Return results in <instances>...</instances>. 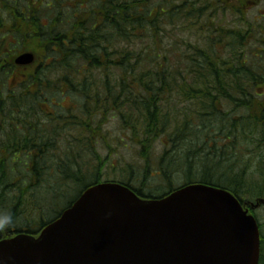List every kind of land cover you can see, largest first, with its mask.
Wrapping results in <instances>:
<instances>
[{"label":"trees","instance_id":"trees-1","mask_svg":"<svg viewBox=\"0 0 264 264\" xmlns=\"http://www.w3.org/2000/svg\"><path fill=\"white\" fill-rule=\"evenodd\" d=\"M3 1L8 6L0 9V24L11 27L7 34L12 33L20 43L25 35L32 36L31 27L42 26L43 19L50 21L52 38H46L47 28L39 30L43 37L37 38L38 43L32 49L40 51L44 46L46 49L48 43L53 47L54 139L51 154L22 153L19 143L27 140L22 133L31 129L21 130L19 124L25 127L28 123L32 127L36 114L20 116L15 110L10 111L8 104L0 106V113L6 117L0 119V135H4L0 137V214L7 210L15 221V207L19 204L23 208L30 206L32 213L41 189L47 190L43 197L51 200L64 195L62 190L80 189L66 209L86 188L107 181L123 184L144 199H160L194 183L222 188L240 199L237 189L227 181L241 184L236 179H242L244 172L235 169L237 165L224 170L223 163L236 160V152L240 155L238 144L243 139L259 148L264 129L260 120L247 119L251 115L232 119L231 114L221 113L215 101L227 102L234 114L246 110L254 116L264 114L259 106L248 107L245 103L247 92L264 78L263 69L256 72L244 66L240 56L238 64L233 62L237 60L236 52L246 46L242 38L249 33L222 27L226 11L233 8L244 14L249 0H0ZM39 2L47 6L51 2L52 10L45 7L36 10L34 6ZM238 25L244 26L240 21ZM221 43L222 48L216 51L215 45ZM37 51L38 59H44ZM55 60L56 70L67 73L56 82ZM44 73L46 76L47 66ZM7 76L0 75V99L6 83H13ZM77 76L80 81L75 86L71 77ZM185 78L188 84L183 82ZM28 80L23 82L21 96L11 95L14 100L21 99L23 107L47 97L45 85L39 86L41 89L36 93H26V85L35 82L30 77ZM36 82L40 84L41 79ZM62 91L68 95L60 98ZM70 92L78 93L79 99H73ZM173 99L175 104L177 100L190 99L195 109L192 119L185 116L181 126L176 123L178 113L168 110ZM115 121L130 141L139 146V157L147 165L146 174L155 167L159 170L157 176L168 181L166 192L145 194L128 179H102L100 170L106 161L100 155L97 159L96 143L101 140L104 150H112L110 142H106L111 132H104V128ZM251 131L256 138H252ZM63 134L78 139L65 151L56 143ZM161 134L168 135L164 151L163 141L162 151L155 144ZM85 149L91 153L84 152ZM176 153L178 158L174 161ZM257 159L251 158L254 162ZM172 162L177 165L174 167ZM208 162L212 167L206 165ZM193 171H197L196 176ZM174 172L184 177L179 186H172L170 176ZM61 212L51 219L40 212L37 227L13 224L0 232V240L14 233L36 235Z\"/></svg>","mask_w":264,"mask_h":264},{"label":"water","instance_id":"water-1","mask_svg":"<svg viewBox=\"0 0 264 264\" xmlns=\"http://www.w3.org/2000/svg\"><path fill=\"white\" fill-rule=\"evenodd\" d=\"M30 54L17 58L20 65ZM257 223L228 191L190 184L142 199L95 184L38 236L0 240V264H258Z\"/></svg>","mask_w":264,"mask_h":264},{"label":"rangeland","instance_id":"rangeland-1","mask_svg":"<svg viewBox=\"0 0 264 264\" xmlns=\"http://www.w3.org/2000/svg\"><path fill=\"white\" fill-rule=\"evenodd\" d=\"M250 6L243 10L244 14L239 13V9L235 11L233 8H230L226 11L224 14V24L222 27L224 30H243V33L248 32V37L242 38L245 42L246 46L239 49L236 52L237 60L234 59V63H239V57L244 66H249L252 70L256 69L258 72L259 69H263L264 71V0H249ZM242 8V7H241ZM240 8V9H241ZM241 19V20H240ZM243 23L244 26L238 25L239 21ZM251 34V35H250ZM212 40H216L215 38H211ZM223 46L216 44L215 47H217L216 51H219ZM223 51V50H222ZM223 54V53H220ZM224 58H221L223 60ZM238 66V65H237ZM259 68V69H258ZM255 71V70H254ZM65 71L56 70V60L54 65V82H56V79L58 81L62 80L60 79L63 75V78L67 75ZM264 77V76H263ZM52 79H53V73H52ZM60 79V80H59ZM71 81H73V85H77L80 81V76H77L75 78L71 77ZM183 82L187 83L186 78L183 80ZM258 84H255V87L251 89L250 92H247L249 96L245 99L246 105L248 107H252L251 104L259 106L260 109H264V78L258 80ZM188 84V83H187ZM60 86V84H59ZM63 90V89H62ZM71 93V92H70ZM72 94V93H71ZM56 95V93H55ZM60 98L67 96V92L62 91ZM73 99H79L77 98V94H72ZM173 101V102H172ZM168 104V110L172 114L178 113L177 117V124L182 125L183 120L185 116H188V118L192 119V113L195 111V109L192 106L190 99H181L177 100L176 104L174 99ZM60 104H65L60 100H57ZM217 104V110L221 111V113L231 114L232 119H240L246 118L247 116H250L252 118L247 119H257V117H260L261 114L258 113L256 116L254 114H250L251 111H241L239 113H231V109L229 104L227 102H223L222 100L215 101ZM230 117L229 115L225 118ZM98 121L101 122L102 118L97 115ZM176 124V125H177ZM171 126H175V122H171ZM110 131V137H106V142H110V147L112 150H104L102 147L101 140L99 143H96L97 150L99 151L97 154V159L102 157L103 160L106 161L101 167L100 173L102 176V179L104 180H110V179H124L129 180L130 184L134 185L135 188L140 189L145 194H162L167 191V180H163L161 176H157L159 174V170L157 168H153L152 170H148V174H146L145 167L147 166L145 164V161L139 157V146L134 144L130 141L129 137L125 135L122 132V129L120 127V124L118 122H114L111 124H106L104 128V132ZM250 133L252 135V138H256V133L251 131ZM162 137L158 138L155 142L157 144V149L159 151H162L161 143L164 142L163 151L168 147L166 145V136L167 134H161ZM123 136V137H122ZM81 136H79L80 138ZM82 138V137H81ZM203 140V138L201 137ZM248 139H243L238 144L240 149V155L236 152V160L231 159L230 161H226L223 163V167L226 170V167L230 168L235 165L237 167L235 169L239 170L240 172L243 171L242 179L239 177L236 180H241L240 183H231L227 181V183L235 187L238 191L239 197L242 199H247L249 196V193L252 192V189L254 187L247 188V185L249 187L250 184H259L261 180L264 178V150L258 149L254 143H250L248 145L247 143ZM249 141H252L249 140ZM78 142V139H73V136L70 134H63L59 140H57L58 147L65 151V148L71 145L74 146ZM105 142V141H104ZM198 142H200L198 140ZM197 142V143H198ZM221 143L219 142L217 149L220 147ZM91 148V147H90ZM93 150V149H92ZM84 152L91 151L85 149ZM182 153V151H180ZM180 153V154H181ZM238 154V155H237ZM85 155V154H83ZM101 157H100V156ZM173 157V155H172ZM258 158L255 162L251 160V158ZM178 158V153L174 156V161ZM230 158V157H229ZM263 159L261 163L258 162V160ZM172 159V160H173ZM180 162V161H179ZM178 162V164H179ZM238 162V163H237ZM174 167L177 165L175 162ZM98 164V163H96ZM130 165V166H129ZM208 167H212L211 164L208 162L206 164ZM132 166V167H131ZM132 168V170H131ZM151 168V167H150ZM149 168V169H150ZM229 168V169H230ZM94 169V168H91ZM211 169V168H210ZM247 170V172H246ZM85 173V172H83ZM92 173V172H89ZM195 176L197 175V171H193ZM130 178V179H129ZM217 178V175L215 176ZM172 186H179L181 185V182L183 181L184 177L182 175L177 174L174 172L170 176ZM229 180L231 179V176L229 177ZM235 180V179H234ZM222 181V180H221ZM132 185V186H133ZM75 187V186H72ZM80 189H75L73 192L62 190L61 197L52 198H44L43 196L46 194L47 190H38L40 193H37L34 204V211L30 213V210L32 209L30 206L22 207L21 204L17 205L15 207L16 211V218L14 225H18L20 227H26L33 225L34 227H37V220L40 215V212L43 213V216L51 219L53 218L57 213L61 212L64 207L68 204L69 201L73 200ZM50 192V191H49ZM55 195V194H54ZM39 202V204H37ZM9 209H13V206L8 207ZM4 213H7V210L4 211ZM261 215L264 213L261 212ZM36 215V217H34ZM32 220V221H31ZM1 232V231H0Z\"/></svg>","mask_w":264,"mask_h":264},{"label":"flooded vegetation","instance_id":"flooded-vegetation-1","mask_svg":"<svg viewBox=\"0 0 264 264\" xmlns=\"http://www.w3.org/2000/svg\"><path fill=\"white\" fill-rule=\"evenodd\" d=\"M36 7V10H40L39 7L51 9L53 8V4L50 2V5H45V3L39 2ZM8 5L3 1L0 2V9L4 10ZM17 6V4H16ZM52 7V8H50ZM6 21V20H5ZM4 21V23H5ZM49 19H43L41 25L36 27H31V30H34L32 36L25 35L22 38V43H20L17 38L11 33L7 34V32L12 31L11 27L7 28L5 24H0V75L8 74V80L13 82L6 83L4 93L1 94L2 98L0 99V106L4 103L9 105V110H15L20 116L29 115V113L36 114L34 123L32 127H29V124L26 123V126L23 127L19 124L21 130L24 128H30V131L24 130V135H26L27 140H22L19 143V151L28 155H36L42 154L44 151L47 153H52L53 151V115H54V98H53V86H52V70H53V51L52 45L47 44L38 49H32L38 43L37 38H42L43 36L39 30L48 29V33L46 38H52L51 32L52 29L50 26ZM35 51V52H34ZM36 51L39 53L42 58L38 59ZM30 53L33 55V62L27 65H17L16 59L18 56ZM45 66H47V74L45 76ZM52 68V69H51ZM34 79V83L30 86L26 85L25 92L26 93H36L41 89L42 86H46V99H42L40 103L26 105L20 104L21 99L14 100L11 95H20L23 90V82L29 81L28 78ZM41 79L40 84L36 82L38 79ZM37 79V80H36ZM41 86L40 88H38ZM8 88V90H7ZM18 103H15L17 102ZM37 102V100H36ZM12 103H15L13 105ZM6 117L0 113V119L4 120ZM47 119V120H46ZM260 120V127L264 129V114L260 117H257ZM2 121L1 123H3ZM260 150H264V131L260 133ZM4 136L3 134L0 135ZM29 139V140H28ZM1 152H6V150H1ZM262 159V158H261ZM263 160V159H262ZM254 187L252 192L249 193L247 199H242L241 203L256 220L259 235H260V258L258 264H264V178L261 180L259 184H250L247 188ZM15 231V230H12ZM28 233V232H27ZM15 234V233H14ZM13 234V235H14ZM30 234V233H28Z\"/></svg>","mask_w":264,"mask_h":264},{"label":"clouds","instance_id":"clouds-1","mask_svg":"<svg viewBox=\"0 0 264 264\" xmlns=\"http://www.w3.org/2000/svg\"><path fill=\"white\" fill-rule=\"evenodd\" d=\"M14 217L11 214H0V231L10 228L14 224Z\"/></svg>","mask_w":264,"mask_h":264}]
</instances>
